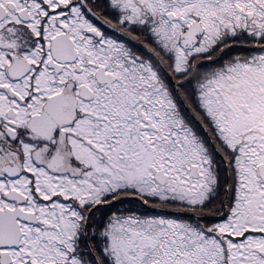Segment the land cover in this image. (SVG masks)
Returning <instances> with one entry per match:
<instances>
[{"label": "snow or ice", "instance_id": "6c2138e0", "mask_svg": "<svg viewBox=\"0 0 264 264\" xmlns=\"http://www.w3.org/2000/svg\"><path fill=\"white\" fill-rule=\"evenodd\" d=\"M0 264H264V0H0Z\"/></svg>", "mask_w": 264, "mask_h": 264}]
</instances>
